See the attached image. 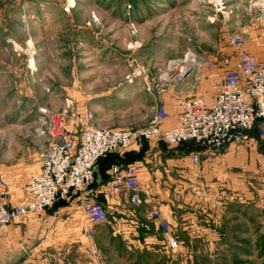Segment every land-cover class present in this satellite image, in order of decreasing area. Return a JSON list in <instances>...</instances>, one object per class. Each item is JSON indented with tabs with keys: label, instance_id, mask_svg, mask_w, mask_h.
Returning <instances> with one entry per match:
<instances>
[{
	"label": "rangeland",
	"instance_id": "1",
	"mask_svg": "<svg viewBox=\"0 0 264 264\" xmlns=\"http://www.w3.org/2000/svg\"><path fill=\"white\" fill-rule=\"evenodd\" d=\"M235 35L264 59V0H0V168L6 184L50 142L40 134L41 108L60 114L78 133L88 114L101 126L144 127L155 105L164 104L163 126L178 118L186 99L206 100L214 87L207 74L220 80L235 67ZM240 145L258 150L257 181L211 182L222 189L207 181L180 182L185 188L179 196L194 201L195 229L225 230L208 240L193 238L198 264H264V204H252L260 210L250 217L251 198L264 196V147L257 137ZM170 146L203 149L193 141ZM238 169L250 172V156ZM7 187L19 202L25 199V187Z\"/></svg>",
	"mask_w": 264,
	"mask_h": 264
},
{
	"label": "crops",
	"instance_id": "2",
	"mask_svg": "<svg viewBox=\"0 0 264 264\" xmlns=\"http://www.w3.org/2000/svg\"><path fill=\"white\" fill-rule=\"evenodd\" d=\"M213 77L210 74L206 77L208 85H214L212 92L206 95L208 104L214 101L225 74L220 80H214ZM177 123L176 115L173 119L169 118L162 128L166 129ZM162 140L157 135L133 141L100 161L97 167L98 184L87 193L104 202L109 212L106 221H90L83 210L82 193L72 192L49 209L28 213L1 228L0 264H93L92 237L95 239L94 246L106 264L200 263L195 258L193 238L203 237V240H208L205 236H211L212 232L223 234L225 230L219 227L217 230L208 227L203 231L195 229L192 205L194 201L179 196L185 188H179L180 182L207 181V184L212 185L209 187L222 189V184L211 182L257 181L258 150L253 147L250 149L248 145H235L222 151L202 149L200 161L196 165L191 162V150L185 152ZM37 155L38 151L26 158L27 168L24 172L22 168L16 169L14 183H7L10 188L25 187L30 175L37 169L34 161ZM248 156L250 172L239 170L238 167L244 165ZM117 160L140 164L139 176L144 197L151 202L138 205L126 196H104L103 188L109 178L110 165ZM20 199L16 195L9 196L11 204L18 203ZM257 201L264 204V196L262 199L251 198V219L254 212L260 210L259 206L252 205H257ZM154 205L161 211L162 218L168 221L172 232L178 238V248L172 250L169 247L160 219L151 214ZM195 232L199 234L193 235Z\"/></svg>",
	"mask_w": 264,
	"mask_h": 264
},
{
	"label": "built area",
	"instance_id": "3",
	"mask_svg": "<svg viewBox=\"0 0 264 264\" xmlns=\"http://www.w3.org/2000/svg\"><path fill=\"white\" fill-rule=\"evenodd\" d=\"M239 49L235 67L229 70L214 101L208 104L202 96L183 101L175 126L163 129L167 117L166 105L156 104L149 124L127 129L101 126L90 121L83 123L79 132L67 128L60 114L41 108L42 135L50 142L38 151L37 169L25 184L26 198L15 204L9 201L7 187L0 168V229L28 213H39L52 207L59 199L72 192H81L86 216L94 223L108 219L104 202L87 191L98 184L97 167L110 153L127 147L133 141L159 136L169 145L193 141L197 146L222 151L245 144L257 137L264 147V59L250 51L240 35L231 38ZM191 160L200 161L199 151H192ZM30 161V160H28ZM140 164L117 160L109 168V178L103 188L106 198L126 196L134 204L151 202L144 197L140 181ZM151 214L160 219L169 247L178 248V238L170 224L161 216L156 205ZM93 236L92 231H89ZM93 264H106L91 238Z\"/></svg>",
	"mask_w": 264,
	"mask_h": 264
},
{
	"label": "bare ground",
	"instance_id": "4",
	"mask_svg": "<svg viewBox=\"0 0 264 264\" xmlns=\"http://www.w3.org/2000/svg\"><path fill=\"white\" fill-rule=\"evenodd\" d=\"M188 58V57H187ZM183 61H186V59L185 60H183ZM177 62V61H176ZM176 62H172V64H174V63H176Z\"/></svg>",
	"mask_w": 264,
	"mask_h": 264
},
{
	"label": "trees",
	"instance_id": "5",
	"mask_svg": "<svg viewBox=\"0 0 264 264\" xmlns=\"http://www.w3.org/2000/svg\"><path fill=\"white\" fill-rule=\"evenodd\" d=\"M197 147H199V146H197Z\"/></svg>",
	"mask_w": 264,
	"mask_h": 264
}]
</instances>
